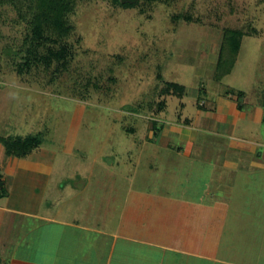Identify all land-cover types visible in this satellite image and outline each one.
Wrapping results in <instances>:
<instances>
[{"label": "rangeland", "instance_id": "rangeland-1", "mask_svg": "<svg viewBox=\"0 0 264 264\" xmlns=\"http://www.w3.org/2000/svg\"><path fill=\"white\" fill-rule=\"evenodd\" d=\"M119 4L76 2L68 16L73 30L65 39L67 56L50 65L43 61V49L36 54L42 64L26 60L23 41L28 23L13 5L0 6V137L38 136L41 143L33 155L54 163V178H68L77 185L88 179L92 185L77 200L87 202L94 212L111 207L112 222L124 211L128 190H144L149 195L141 203L134 197L125 201L127 213L141 212L137 218L145 227L161 225V219L167 221L165 226L175 225L177 250L202 259L187 262L181 251L145 246L135 248L136 255L164 257L161 264H264V171L253 170L251 183L244 179L232 184L231 177L224 184L210 182L207 164L200 160L219 161L220 147L208 146L196 161L183 158L168 146L175 150L179 144L189 145L165 137L168 129L162 128L185 119L195 121L202 88L244 91L248 109L261 102L259 94L264 100V0H119ZM225 29L255 34L243 37L233 72L215 83L213 59ZM167 83L184 86L185 95L167 93ZM241 123L235 137L248 139ZM252 125L255 129L249 135L264 143V121ZM205 141L200 136L198 144ZM4 161L0 153V172L5 170ZM71 181L62 184L67 187ZM104 185L111 191L110 201L96 190ZM221 185L232 190L227 186L219 191ZM72 202L71 197L68 203ZM166 209L169 214L163 213ZM5 250L8 254L13 248ZM115 254H121L119 248Z\"/></svg>", "mask_w": 264, "mask_h": 264}, {"label": "crops", "instance_id": "crops-1", "mask_svg": "<svg viewBox=\"0 0 264 264\" xmlns=\"http://www.w3.org/2000/svg\"><path fill=\"white\" fill-rule=\"evenodd\" d=\"M218 56L219 50L213 59L215 67ZM234 68L235 65L231 73ZM212 78L214 80V75ZM215 83H222V80ZM202 92L203 98H199L196 104L198 110L195 121L185 119L183 122L163 125V129H168L165 137H177L189 145L182 147L179 144L180 146H177L175 150L169 145L168 151L173 150L181 154L183 158L190 156L194 158L199 152L205 155L208 146L212 149L220 147L219 161L206 160L205 162L204 158L200 160L207 164L210 182L224 184L228 183L227 179L231 177L232 184L235 181L242 182L244 179L247 183H251L250 174L253 170L264 171V143L258 139H252L249 135L255 129L252 124L264 121L263 96L259 94L256 98L261 97V102L248 109L246 106L250 102L244 91L207 92L202 88ZM240 122L243 126L242 135H246L248 139L242 137L243 139L240 140L235 137L234 133L241 128ZM200 136L206 140L205 144H198ZM239 141L242 142L238 143ZM210 142H214V145H206ZM167 144H163L164 147ZM37 150L38 148L28 156L19 158L7 155L0 144V153H3L6 159L5 170L0 172L4 188L3 195L0 197V264L162 263L161 259L164 257L144 258L143 255H136L135 248L138 246L174 254L181 251L184 254L183 259L186 258L187 262L189 258L202 259L200 255L177 250L179 248L173 244L175 225L165 226L167 221L161 219V222L163 221L161 225L156 222L153 226L145 227L142 225L143 219L141 221L137 218L142 216L141 212L127 213L126 208L129 204H125V201H133L131 197H134L135 202L141 203L142 197L149 195L144 190L129 189L121 209V211L126 210V213L121 212L112 222L111 216L115 213L111 212V207L102 211L99 208L97 212H94L88 208L87 202L77 200L88 185H92L87 181L88 179L85 178L84 182H79L77 185L68 178L61 176L54 178V163L33 155ZM33 174L35 176H32ZM63 180L68 181L67 183L71 181V184L65 187L62 184ZM229 185H227L228 189L232 190ZM227 186L221 185L219 191H225ZM96 190L99 191V195L101 193L99 196L101 199L111 200V191L105 185ZM154 196L159 198L155 194L151 197L154 198ZM71 197L75 199V202L69 204L68 200ZM164 212L170 213L169 209ZM159 214L158 216H162ZM157 220L160 219L153 221ZM128 244L133 246H127ZM127 247L131 248V252H127ZM6 248H13V251L7 254ZM21 248L27 250L24 249L23 254H18V249ZM118 248L121 254L117 256L115 253ZM209 260L213 263L218 262L216 259L209 258Z\"/></svg>", "mask_w": 264, "mask_h": 264}, {"label": "trees", "instance_id": "trees-1", "mask_svg": "<svg viewBox=\"0 0 264 264\" xmlns=\"http://www.w3.org/2000/svg\"><path fill=\"white\" fill-rule=\"evenodd\" d=\"M78 1L79 0H0V6L6 4L13 5L12 7L16 9L18 17L25 19L26 23H28V29H30L29 34L23 41V47L25 48L24 52L27 54V61L31 60L34 64H42L40 58L38 59L36 56L41 49L44 50L43 61L45 64L50 65L53 59L65 60L68 52V45L65 39L73 30L68 16L73 13L76 2ZM112 1L114 4L120 5L119 0ZM123 6L128 8L134 7L132 4H125ZM254 34V31H251V33L232 29H225L223 31V40L220 45L218 61L214 71L215 81L220 82L231 73L243 37ZM25 64L27 65L28 62ZM166 88L167 93L172 92L173 95L179 98L185 95V87L182 85L167 83ZM40 143V138L38 136H30L23 139L0 137V144L4 147L6 154L19 158L28 156L33 150L40 146ZM1 184L2 196L4 192L3 182Z\"/></svg>", "mask_w": 264, "mask_h": 264}, {"label": "built area", "instance_id": "built-area-1", "mask_svg": "<svg viewBox=\"0 0 264 264\" xmlns=\"http://www.w3.org/2000/svg\"><path fill=\"white\" fill-rule=\"evenodd\" d=\"M2 179H1V177H0V196H1V194H2Z\"/></svg>", "mask_w": 264, "mask_h": 264}, {"label": "water", "instance_id": "water-1", "mask_svg": "<svg viewBox=\"0 0 264 264\" xmlns=\"http://www.w3.org/2000/svg\"><path fill=\"white\" fill-rule=\"evenodd\" d=\"M122 2H129V3H134L135 0H121Z\"/></svg>", "mask_w": 264, "mask_h": 264}]
</instances>
